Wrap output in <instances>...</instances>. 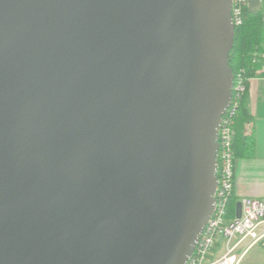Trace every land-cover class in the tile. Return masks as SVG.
Returning a JSON list of instances; mask_svg holds the SVG:
<instances>
[{
  "label": "water",
  "instance_id": "95a60500",
  "mask_svg": "<svg viewBox=\"0 0 264 264\" xmlns=\"http://www.w3.org/2000/svg\"><path fill=\"white\" fill-rule=\"evenodd\" d=\"M231 6L0 0V264H186L215 206Z\"/></svg>",
  "mask_w": 264,
  "mask_h": 264
},
{
  "label": "built area",
  "instance_id": "2783aa9c",
  "mask_svg": "<svg viewBox=\"0 0 264 264\" xmlns=\"http://www.w3.org/2000/svg\"><path fill=\"white\" fill-rule=\"evenodd\" d=\"M245 8H247V0H232L231 17L235 27L242 24ZM259 12L264 26V0H261ZM233 89L235 94L232 92L230 107L222 117L218 130L217 187L214 194V210L186 264H203L206 253L218 238L225 243V253L208 264H240L243 256L250 248L258 244L264 247V198L240 200V218L234 217L232 220H227L228 203L233 197L234 116L237 102L244 92L240 82ZM246 241H249L247 246L238 256L235 255V252Z\"/></svg>",
  "mask_w": 264,
  "mask_h": 264
},
{
  "label": "trees",
  "instance_id": "16d2710c",
  "mask_svg": "<svg viewBox=\"0 0 264 264\" xmlns=\"http://www.w3.org/2000/svg\"><path fill=\"white\" fill-rule=\"evenodd\" d=\"M228 63L233 74V88L239 82L244 88L234 116L233 150L236 160L252 156L254 149V141L247 134L246 128L251 118L247 107V87L251 79L264 77V26L260 12L249 14L247 8L244 9L242 24L234 30V42ZM232 92L235 94L234 89ZM237 202L233 197L229 201L227 220L234 219Z\"/></svg>",
  "mask_w": 264,
  "mask_h": 264
},
{
  "label": "crops",
  "instance_id": "0c3cea01",
  "mask_svg": "<svg viewBox=\"0 0 264 264\" xmlns=\"http://www.w3.org/2000/svg\"><path fill=\"white\" fill-rule=\"evenodd\" d=\"M247 107L251 116L247 134L254 141L252 156L235 160L233 198H264V77L251 79L247 87Z\"/></svg>",
  "mask_w": 264,
  "mask_h": 264
},
{
  "label": "rangeland",
  "instance_id": "374dc122",
  "mask_svg": "<svg viewBox=\"0 0 264 264\" xmlns=\"http://www.w3.org/2000/svg\"><path fill=\"white\" fill-rule=\"evenodd\" d=\"M249 241H246L236 252L239 255L242 250L247 246ZM225 253V243L218 238L211 249L206 253L203 264H208L217 259ZM240 264H264V247L260 244L250 248L243 256Z\"/></svg>",
  "mask_w": 264,
  "mask_h": 264
}]
</instances>
